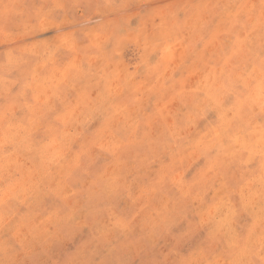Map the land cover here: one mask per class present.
I'll list each match as a JSON object with an SVG mask.
<instances>
[{"label":"rangeland","instance_id":"rangeland-1","mask_svg":"<svg viewBox=\"0 0 264 264\" xmlns=\"http://www.w3.org/2000/svg\"><path fill=\"white\" fill-rule=\"evenodd\" d=\"M0 264H264V0H0Z\"/></svg>","mask_w":264,"mask_h":264},{"label":"bare ground","instance_id":"bare-ground-1","mask_svg":"<svg viewBox=\"0 0 264 264\" xmlns=\"http://www.w3.org/2000/svg\"><path fill=\"white\" fill-rule=\"evenodd\" d=\"M208 96V95H207ZM232 119V118H231ZM129 137V136H128ZM130 142V141H129ZM128 145V144H127ZM42 147V146H41ZM102 147V146H101ZM87 154V153H86ZM92 154V153H91ZM75 156V155H74ZM76 160V159H75ZM262 163V162H261ZM259 187V186H258ZM257 200V199H256ZM255 208V207H254ZM252 210V209H251ZM250 212V211H249ZM225 213V212H224ZM257 214V213H256ZM27 215V214H26ZM230 215V214H229ZM32 218V217H31ZM213 218V217H212ZM118 223V222H117ZM220 228V227H219ZM256 236V235H255Z\"/></svg>","mask_w":264,"mask_h":264}]
</instances>
